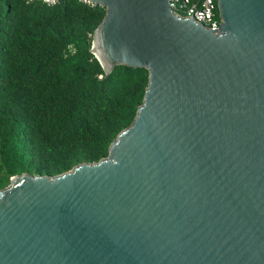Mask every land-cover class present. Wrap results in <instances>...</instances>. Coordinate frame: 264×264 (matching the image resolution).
I'll return each mask as SVG.
<instances>
[{
	"label": "water",
	"instance_id": "water-1",
	"mask_svg": "<svg viewBox=\"0 0 264 264\" xmlns=\"http://www.w3.org/2000/svg\"><path fill=\"white\" fill-rule=\"evenodd\" d=\"M91 1L92 52L149 69L144 102L107 156L0 190V264H264V0H218V29Z\"/></svg>",
	"mask_w": 264,
	"mask_h": 264
},
{
	"label": "trees",
	"instance_id": "trees-1",
	"mask_svg": "<svg viewBox=\"0 0 264 264\" xmlns=\"http://www.w3.org/2000/svg\"><path fill=\"white\" fill-rule=\"evenodd\" d=\"M106 14L80 0H0V190L15 175L100 160L133 124L150 72H106L92 52Z\"/></svg>",
	"mask_w": 264,
	"mask_h": 264
},
{
	"label": "built area",
	"instance_id": "built-area-1",
	"mask_svg": "<svg viewBox=\"0 0 264 264\" xmlns=\"http://www.w3.org/2000/svg\"><path fill=\"white\" fill-rule=\"evenodd\" d=\"M42 1L49 5H54L60 0H28ZM91 6L99 4L91 0H80ZM170 6L182 18H194L200 23H203L212 29L220 28L221 19L216 13V6L214 0H170Z\"/></svg>",
	"mask_w": 264,
	"mask_h": 264
},
{
	"label": "bare ground",
	"instance_id": "bare-ground-1",
	"mask_svg": "<svg viewBox=\"0 0 264 264\" xmlns=\"http://www.w3.org/2000/svg\"><path fill=\"white\" fill-rule=\"evenodd\" d=\"M97 43H98V37H97V39L95 40V46H96V48H97Z\"/></svg>",
	"mask_w": 264,
	"mask_h": 264
}]
</instances>
